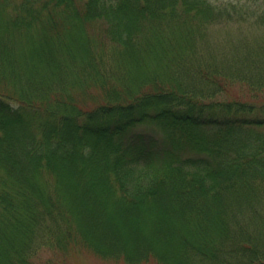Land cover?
<instances>
[{"label":"trees","instance_id":"1","mask_svg":"<svg viewBox=\"0 0 264 264\" xmlns=\"http://www.w3.org/2000/svg\"><path fill=\"white\" fill-rule=\"evenodd\" d=\"M75 248L264 264V0H0V264Z\"/></svg>","mask_w":264,"mask_h":264},{"label":"rangeland","instance_id":"2","mask_svg":"<svg viewBox=\"0 0 264 264\" xmlns=\"http://www.w3.org/2000/svg\"><path fill=\"white\" fill-rule=\"evenodd\" d=\"M211 1H216V2H227V1H232V2H244L245 0H211ZM246 30V29H245ZM210 32H212V37L221 40L224 37V33L226 32L229 34L227 37L229 38H234L236 37V28L235 27H224L222 26H217L212 29H210ZM9 61V62H8ZM7 62L10 64V66H14L13 60L8 59ZM14 81L21 83V75L19 74H14ZM21 81V82H20ZM21 85H23L21 83ZM231 90L228 91L229 96L232 98L240 97L242 98V95H245V92L237 87H231ZM137 133H140L141 131L144 132V138L146 140H150L151 142L154 141L153 143L149 144V148L152 153V158L155 161L156 165L159 167L160 165H163L165 163L164 158V152H163V145H162V140L163 136L159 133L153 134L151 130H154V128H146V129H137ZM156 130V129H155ZM132 134V133H131ZM152 134V135H150ZM131 136V135H130ZM130 136L128 138H130ZM37 263L38 264H125L122 261H116V260H108V259H102L88 250H84L82 248H75L69 251V253H66L65 255L62 253H59L57 251H49V250H42L39 252L38 257H37ZM143 264H156L154 262H147Z\"/></svg>","mask_w":264,"mask_h":264}]
</instances>
